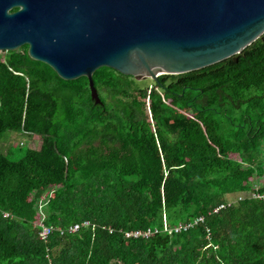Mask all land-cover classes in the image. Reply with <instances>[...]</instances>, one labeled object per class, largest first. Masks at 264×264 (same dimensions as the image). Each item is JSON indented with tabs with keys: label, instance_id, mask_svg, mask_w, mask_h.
Instances as JSON below:
<instances>
[{
	"label": "trees",
	"instance_id": "trees-1",
	"mask_svg": "<svg viewBox=\"0 0 264 264\" xmlns=\"http://www.w3.org/2000/svg\"><path fill=\"white\" fill-rule=\"evenodd\" d=\"M28 51L0 53V143L42 139L20 161L0 152V264H264V199L252 196L264 195V36L237 62L151 88L100 69V104L87 78L64 81ZM228 153L240 163L219 167ZM41 223L55 230L46 242Z\"/></svg>",
	"mask_w": 264,
	"mask_h": 264
},
{
	"label": "water",
	"instance_id": "water-1",
	"mask_svg": "<svg viewBox=\"0 0 264 264\" xmlns=\"http://www.w3.org/2000/svg\"><path fill=\"white\" fill-rule=\"evenodd\" d=\"M18 9L17 11H14ZM264 36V0H0V53L67 82L103 68L158 82L237 58Z\"/></svg>",
	"mask_w": 264,
	"mask_h": 264
},
{
	"label": "rangeland",
	"instance_id": "rangeland-1",
	"mask_svg": "<svg viewBox=\"0 0 264 264\" xmlns=\"http://www.w3.org/2000/svg\"><path fill=\"white\" fill-rule=\"evenodd\" d=\"M3 55L5 53H2ZM142 87L145 88H151L155 82L151 80H136ZM142 100H144L147 104V106L150 104L148 103L147 99L145 97H142ZM150 126L145 130V139L149 143H156V136H155V129L154 126H152V123L150 118ZM42 143V139L40 136H32L31 138L26 135H16L15 132L9 131L5 135L4 139L0 143V152L8 156L13 161H20L25 157V152L29 148H36L39 149ZM24 146V149L21 147ZM240 163L239 159L234 154H226L223 156H219L216 158V164L219 167H230L233 168L236 165ZM259 175H264V169L259 170ZM242 195V194H241ZM241 195L239 194H232L227 195V197L231 200H237Z\"/></svg>",
	"mask_w": 264,
	"mask_h": 264
},
{
	"label": "built area",
	"instance_id": "built-area-1",
	"mask_svg": "<svg viewBox=\"0 0 264 264\" xmlns=\"http://www.w3.org/2000/svg\"><path fill=\"white\" fill-rule=\"evenodd\" d=\"M252 196L255 197H259L264 199V195H260V194H252ZM242 198V196L240 197ZM235 203L233 201H229L227 203H223L221 205H219L217 208L214 209L213 213L215 214H219L221 211L231 207L232 205H234ZM4 217L5 218H10L12 217L10 213H4ZM206 221V219L204 217H200L197 218L193 221L190 222H186V223H181L179 224L178 227H176L173 231H171V233H175V234H183L184 232H190L193 229L197 228L200 226L201 223H204ZM90 226V222H85L82 226V224H76V226H72L67 230H62V229H58L57 231L60 232L61 236H64L66 234H77L81 231L82 228L84 227H89ZM40 239L44 242H46L49 237L52 235V233L55 231L52 228L46 227L44 223L40 224ZM165 231H168V227H165ZM157 233V231L155 232H146V233H133V234H127V238H149L150 236H154Z\"/></svg>",
	"mask_w": 264,
	"mask_h": 264
}]
</instances>
